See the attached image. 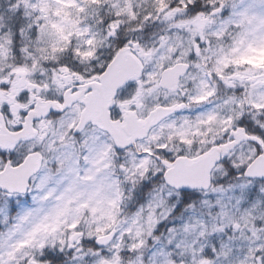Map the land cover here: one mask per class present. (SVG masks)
<instances>
[{"label":"snow or ice","instance_id":"1","mask_svg":"<svg viewBox=\"0 0 264 264\" xmlns=\"http://www.w3.org/2000/svg\"><path fill=\"white\" fill-rule=\"evenodd\" d=\"M0 264H264V0H0Z\"/></svg>","mask_w":264,"mask_h":264}]
</instances>
